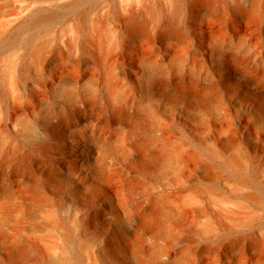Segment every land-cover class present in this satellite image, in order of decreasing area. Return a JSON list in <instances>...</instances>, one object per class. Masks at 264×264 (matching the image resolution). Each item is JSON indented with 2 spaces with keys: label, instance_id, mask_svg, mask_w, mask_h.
I'll list each match as a JSON object with an SVG mask.
<instances>
[{
  "label": "rangeland",
  "instance_id": "rangeland-1",
  "mask_svg": "<svg viewBox=\"0 0 264 264\" xmlns=\"http://www.w3.org/2000/svg\"><path fill=\"white\" fill-rule=\"evenodd\" d=\"M173 1L0 0V264H264V12Z\"/></svg>",
  "mask_w": 264,
  "mask_h": 264
},
{
  "label": "bare ground",
  "instance_id": "bare-ground-1",
  "mask_svg": "<svg viewBox=\"0 0 264 264\" xmlns=\"http://www.w3.org/2000/svg\"><path fill=\"white\" fill-rule=\"evenodd\" d=\"M254 4L253 7L251 9V12L256 14V15H262L264 12V9H259L258 8V1L259 0H253ZM191 5L193 6L194 10L196 12H199L201 9L206 8L208 10H213L215 11V0H190ZM172 10H173V15L170 16L169 20L166 22V33H168L169 35H176L179 31L178 25L176 23V17L177 15L180 14L181 12V8H182V4L179 0H174L172 3ZM237 7L240 11H245V8L242 6V4L240 2H238ZM250 7V6H249ZM261 7V6H260ZM147 18L144 17V14H142L140 11H134L132 13V16L130 18V24L132 26L133 32L134 33H140L142 31H144L147 28ZM174 35V36H175ZM178 35V34H177ZM177 37V36H176ZM236 59L234 57L231 56L230 58V64H235ZM261 75V73H260ZM183 78H180V81H182ZM188 88L189 89V94H191L190 96L192 97L193 95L200 98L201 100H204L208 94L214 95L219 86L218 84H215L213 82H211L206 88H203L200 92H193V88L194 86L197 87V83L195 81L189 80L187 83ZM262 105H264V99L262 100ZM81 109V108H80ZM82 110V109H81ZM126 114V113H124ZM131 117L133 119H135L136 121L138 120L141 123L145 124H149L150 120H151V114L149 112L148 109L146 108H139L137 110V112H134ZM140 119V120H139ZM64 125V122L61 121L58 126L62 127ZM224 146L225 147H231L235 140L234 138L231 136H228V138H225L224 140ZM142 147L147 150L148 155L147 156V163H151V162H155L156 160H160L163 155L158 152V150L155 149V147L153 146V148L149 146V144L147 142H144L142 144ZM105 152L103 150L100 149V147L94 143V142H85L83 144L82 147V157H81V164L89 167L91 169H95V168H103L104 166H101L100 162L102 159V154H104ZM24 166L22 167H18L17 172H21L23 170ZM44 176H48L50 174V170L48 168V166H45L44 169ZM5 195L9 194V190H6L3 192ZM160 214L159 208H156L155 206H151L148 208L143 209L142 213H141V217H140V223L142 225H144L145 227H150L151 226V220L154 218H158ZM239 241L238 240H234V242L232 243V245H236ZM257 244H261L264 247V237L261 239H256L253 238L251 241V245L255 246ZM237 246V245H236ZM113 250L116 251L118 249L121 248V244L115 243L112 244ZM127 251L129 250L128 248H126ZM140 249V248H138ZM137 249V250H138ZM18 251L15 253V257H18L21 259L22 254L20 255V251L21 249H17ZM24 257V256H23ZM138 264H142V262H139Z\"/></svg>",
  "mask_w": 264,
  "mask_h": 264
}]
</instances>
